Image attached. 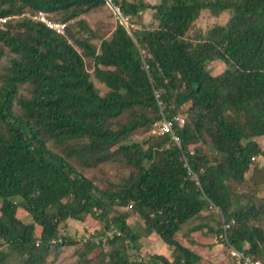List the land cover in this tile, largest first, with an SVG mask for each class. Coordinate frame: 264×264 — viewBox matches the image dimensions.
<instances>
[{
    "label": "trees",
    "instance_id": "1",
    "mask_svg": "<svg viewBox=\"0 0 264 264\" xmlns=\"http://www.w3.org/2000/svg\"><path fill=\"white\" fill-rule=\"evenodd\" d=\"M109 1L130 23L152 9L158 25L118 21L104 39L84 16ZM204 12L230 17L203 30ZM161 109L185 119L181 146L151 135ZM261 138L264 0H0V264H56L69 220L99 224L74 264H204L177 236L208 209L264 264ZM190 232L227 246L223 221ZM161 241L170 256L142 254Z\"/></svg>",
    "mask_w": 264,
    "mask_h": 264
},
{
    "label": "rangeland",
    "instance_id": "2",
    "mask_svg": "<svg viewBox=\"0 0 264 264\" xmlns=\"http://www.w3.org/2000/svg\"><path fill=\"white\" fill-rule=\"evenodd\" d=\"M151 5H157L161 2V0H146ZM119 9V8H118ZM117 7H112L109 4L107 6L98 9L88 15H85L84 18L88 21L89 26L95 30L102 38L106 39L111 36V34L114 32L116 24L118 21H120L119 11ZM154 10L149 9L146 11L139 20V22H129L128 20H125L128 24V27L131 25L135 28H151L156 27L158 25L157 21L154 19ZM230 15L229 14H223L221 16H214L209 12H204L199 21L198 26L202 28L203 30H207L209 27H211L214 24H225ZM94 42L97 45H100L101 39L97 38L94 40ZM79 52H82L80 49H78ZM87 67L90 71H93V63L92 59H86ZM215 66L216 73H222L226 67L225 66ZM96 84L100 88H104L103 85L96 82ZM152 135V134H151ZM145 135L141 133H136L130 141H142L144 139ZM262 147L264 148V138L259 139ZM256 161H259L260 166L264 167V159L258 158ZM110 176H108L109 179ZM99 179L103 181V176L99 175ZM251 186V185H250ZM254 188V186H251ZM262 192L264 193V184L261 185ZM129 221H134L133 216L129 215L128 218ZM220 221H223L222 215L219 213L218 209H208L204 211L202 216L196 218L195 220L191 221L183 230V232L179 233L177 238L180 242H182L184 245L191 247L196 252H198L204 259V264H233V260L231 259V255L229 252V249L226 245H223L220 241H215L216 238L213 234H205L202 232L192 233L190 230L193 229V227L200 225L202 223H209L211 227H217L218 223ZM28 222H31L29 219ZM68 229L63 234V236H60L55 243H51L52 246H58L63 245L62 248L63 252H57L56 248L52 247L51 258L48 260L51 262L56 253H58L56 264H74L77 260V253L75 251L79 248H81L87 241L91 242H97L98 236L95 234L99 230V224L98 225H87L83 222L69 220L68 221ZM61 239V241H60ZM74 241L75 245H71L70 242ZM39 242V241H38ZM68 246H65L67 243ZM191 242H194L195 244H192ZM162 244H154V248L152 249L150 245H147L149 248L144 247L142 249V254L144 256H147L148 254H156L161 253L170 256L171 250L167 248L164 245V242L161 241ZM197 243V244H196ZM12 262H17V258H13L11 260ZM96 264V263H92Z\"/></svg>",
    "mask_w": 264,
    "mask_h": 264
},
{
    "label": "built area",
    "instance_id": "3",
    "mask_svg": "<svg viewBox=\"0 0 264 264\" xmlns=\"http://www.w3.org/2000/svg\"><path fill=\"white\" fill-rule=\"evenodd\" d=\"M35 19L37 20H42L44 22H46V24L48 25L49 28L55 30L57 33L59 34H63L65 33L67 24H63V23H54V22H50L47 21L46 18L44 16H34ZM11 19V18H9ZM8 19H2L1 22L2 23H6ZM156 94V98L158 100V104L160 106H162V102L160 100L159 94L158 92H155ZM161 114L162 117L155 121L151 130V134L154 136H165V135H170L172 136L174 142L178 145L181 146L182 140L180 139V137L176 134L175 132V125L179 124L180 126H183L185 124V119L180 117V116H176V117H168L165 115V113L163 112V110L161 109ZM256 158H253V160ZM234 221L231 222H227L225 221V219H223V228L224 231L226 232V243L231 255V259L233 260V264H261V262L258 260H253L251 256L245 254L244 252L240 251L239 249H236L235 247H233L229 241L228 235H227V231L231 228V226L233 225ZM109 236L112 237V234L109 233ZM57 241V239H53L51 241V243H55ZM61 241V239H60ZM39 245V243L37 244Z\"/></svg>",
    "mask_w": 264,
    "mask_h": 264
},
{
    "label": "water",
    "instance_id": "4",
    "mask_svg": "<svg viewBox=\"0 0 264 264\" xmlns=\"http://www.w3.org/2000/svg\"><path fill=\"white\" fill-rule=\"evenodd\" d=\"M109 3H110V5H111L112 7H115V6L112 4L111 1H109ZM115 8H116V7H115ZM117 9H118V8H117ZM118 11H119L120 19H121L120 22L123 23L127 28H129L127 22H126L125 19L123 18V16H122V14L120 13V10H119V9H118Z\"/></svg>",
    "mask_w": 264,
    "mask_h": 264
}]
</instances>
